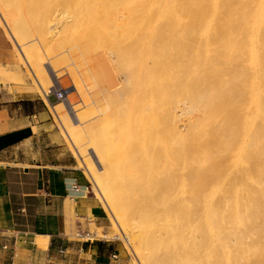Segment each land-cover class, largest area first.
Segmentation results:
<instances>
[{"label":"bare ground","instance_id":"obj_1","mask_svg":"<svg viewBox=\"0 0 264 264\" xmlns=\"http://www.w3.org/2000/svg\"><path fill=\"white\" fill-rule=\"evenodd\" d=\"M25 1L0 15L40 94L69 60L90 81L86 113L51 109L116 239L139 264H264V0Z\"/></svg>","mask_w":264,"mask_h":264},{"label":"crops","instance_id":"obj_2","mask_svg":"<svg viewBox=\"0 0 264 264\" xmlns=\"http://www.w3.org/2000/svg\"><path fill=\"white\" fill-rule=\"evenodd\" d=\"M7 56L0 33V72ZM47 116L38 96L0 82V264H127L121 246L95 237L106 215L83 174L33 150Z\"/></svg>","mask_w":264,"mask_h":264},{"label":"rangeland","instance_id":"obj_3","mask_svg":"<svg viewBox=\"0 0 264 264\" xmlns=\"http://www.w3.org/2000/svg\"><path fill=\"white\" fill-rule=\"evenodd\" d=\"M22 1L26 2L25 0H20V3ZM1 18H2V16L0 15V33L2 34V37H3V39L7 45L8 56H7L6 62L8 65L6 66L5 69H2L0 72V82L5 84V85L15 86L16 91L36 95L40 99H42L44 102H46V104H47L48 116H47V130L44 133L45 137H43L41 140L37 141L33 145V150H35V148H39V150L42 151V149H43L46 159L51 164H53L54 166L73 167V168L78 169L83 174V176L86 178L87 183H88L87 186L89 188L90 196H92L99 203V205H101V207L103 208L105 215H106V221H105L106 227H107L106 232H104L102 230H98L96 238L98 240H100V239L107 240V241H110L111 243H114L116 245L121 246L122 256H123V259L126 260L127 264H139L138 260H137V256H135L133 254V252L129 248H127L125 240H123L121 238L116 239V236H115V234H116L115 230L116 229L114 227V224L111 221V217L108 213L107 207L104 205L103 202L100 201V199L97 197V195L93 191V186L91 184V181L85 175L83 170L79 167L76 155L73 153L71 146L69 145V143L65 139L64 134L60 128V125H59L57 119L52 114V109H51L52 107H56V109L62 108V110L64 109L63 106L67 107V99H65L66 96H68V101H70L71 104L74 106L77 114L86 113L90 108V105H88V102H86V100H88V96L85 95L86 98L80 97L77 93H75L72 85H75L74 81H76V84L78 85L77 80L79 81V83L81 82V84H79L80 86L88 85V84H90V81H88L85 77H84L85 79L83 78L84 80L82 78H80L78 75H82L81 77L84 76V74H82V71H81L82 68H80V67L76 68L73 65H70L71 60H69V63L66 61L64 63H60V64L54 66L55 73L58 76L60 75V80L62 81V87L61 88L57 85L49 87L48 85L51 83H50V80L47 76H45V77H47L46 80L39 79L42 86L48 87L47 93L49 91L52 92L53 88L61 90L63 92L62 93L63 94V101H57L51 95H49V97L47 98L46 96H43L42 93L40 94L41 91H40L39 87L36 85L32 75H30L31 74L30 70L27 69V68H29V67H27L28 65H26V62L23 59H21L19 51H18V47L15 45V42H13V40L11 39V36L9 35L8 27L3 23ZM100 34H102V33H100ZM104 36L107 37L106 35H103V34L99 35L100 38L97 36H94L93 37L94 40L92 38L91 39L92 41L90 40L89 42L97 44L98 46L103 42L102 45L105 44L106 47L108 46L106 48L103 45V49H105V50L110 49L111 46H109L108 38H104ZM100 39L101 40L103 39V40L100 42ZM97 40H99L98 41L99 43H97ZM93 41H95V42H93ZM21 44L23 46L22 48H26L29 45L33 46L32 45L33 43H30L28 41L27 42L25 41ZM59 45L61 46L63 44H59ZM42 53H44L46 55L47 52H45V49H44V50H41V53H40L43 56L42 60H44V62H43L44 69L43 70H44L45 74L48 71L49 74L51 75V77H53V72L51 71V69H49V65L45 64V62H47V60L45 61L47 56L45 57ZM69 65L73 66L74 68L73 67L71 68ZM72 69H74L75 71ZM78 69H79V71H78ZM85 80H87L86 83H85ZM47 83H49V84H47ZM9 90L11 91V89H9ZM59 105H61L62 107H60ZM63 111L65 112V110H63ZM65 113L68 116L73 114V112H71V110H69V109H68V113L67 112H65ZM119 115H120V118L122 117L124 119V117L121 115V112L119 113ZM185 119H187V117H183V120H185ZM179 129L184 131V130H186V126L185 127L179 126ZM106 139H107V135L104 134V132H103V133L96 135V138H93L92 142H93V145L99 146L100 149H102L105 153L109 154V153H111L112 149H111V147L107 146V145H109V143L106 144V141H107ZM91 140H92V138H91ZM44 146H47V148H44ZM91 148H92V146H89L86 148L87 150L83 154L84 159L89 158V157H90V159H91V157L93 158ZM93 159L95 161V158H93ZM112 166L114 167V165H112L109 162V167L113 168ZM126 168H127L126 166L121 167V171H123V172L120 175H117V178L119 177V179H121L122 181H123V179L124 180L126 179L125 178L126 177V174H125ZM98 170H99L98 174H101L102 170L99 166H98ZM112 171L115 172L116 168H115V170L113 168ZM113 178H116V177H113ZM110 236H111V238L113 237V239L109 238ZM124 245H126V246H124Z\"/></svg>","mask_w":264,"mask_h":264},{"label":"built area","instance_id":"obj_4","mask_svg":"<svg viewBox=\"0 0 264 264\" xmlns=\"http://www.w3.org/2000/svg\"><path fill=\"white\" fill-rule=\"evenodd\" d=\"M63 92L61 90H58V89H54L52 90V92H49L46 97L48 98L49 95L53 96L57 101H63ZM61 253L63 251H60ZM115 259V256L113 257Z\"/></svg>","mask_w":264,"mask_h":264}]
</instances>
